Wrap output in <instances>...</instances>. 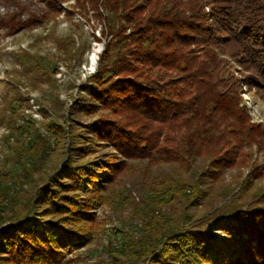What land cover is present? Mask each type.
I'll use <instances>...</instances> for the list:
<instances>
[{
    "label": "trees",
    "instance_id": "obj_1",
    "mask_svg": "<svg viewBox=\"0 0 264 264\" xmlns=\"http://www.w3.org/2000/svg\"><path fill=\"white\" fill-rule=\"evenodd\" d=\"M82 2L120 27L104 25L110 38L65 125L48 119L44 136L13 106L22 79L48 84L49 68L19 59L18 75L0 83L4 146L20 172L9 183L0 174V264H59L91 244L95 209L139 160L158 171L126 204L142 220L139 236L99 264H264V164L254 157L264 158V124L244 98L264 104V0ZM21 12L0 26L12 33L40 18ZM244 165L229 185L226 172Z\"/></svg>",
    "mask_w": 264,
    "mask_h": 264
},
{
    "label": "rangeland",
    "instance_id": "obj_2",
    "mask_svg": "<svg viewBox=\"0 0 264 264\" xmlns=\"http://www.w3.org/2000/svg\"><path fill=\"white\" fill-rule=\"evenodd\" d=\"M59 9L51 11L46 7L45 0H0V19L11 14L15 8L22 7L21 18L27 20L31 14L39 16L38 22L28 28H20L9 33L0 26V83L16 77L20 70L18 60L26 65L40 64L50 69L48 84H41L32 89L25 78L18 85L20 104L15 102V111L31 121V124L44 136H50L44 124L53 119L62 125L63 116L68 114V108L73 98L77 96L79 85L93 74L99 65V56L104 49L109 36H102L105 24L111 25L113 31L120 27L111 12L103 14L107 19H99L95 11L82 0H58ZM95 63L90 64L91 55ZM227 76L228 74L225 73ZM15 93H10L13 96ZM250 93L244 98L248 104L253 121L264 124V104L261 101L252 102ZM55 110H51L50 106ZM7 107L0 96V113ZM53 111L56 115L53 114ZM45 113L49 117H45ZM5 122L0 121V174L1 179L9 183L17 180L20 172L14 167L10 154L4 146V134L7 132ZM21 124V121H19ZM11 140L20 139L15 131ZM255 154V153H254ZM4 155L7 159H3ZM257 158V164L263 165L264 158ZM61 166V165H59ZM58 166V167H59ZM157 168L146 160L133 162L131 171L123 175L116 197L111 203L95 209L96 221L101 229L95 235L91 244L65 254L59 264H99L106 259L107 248L119 247L125 237H138V229L142 224L140 216L127 207V202L139 201V192L145 183H149ZM248 173L247 165L229 170L225 181L229 185L241 181ZM264 185V178L258 181ZM238 189L234 190L236 194ZM222 204V202L220 203Z\"/></svg>",
    "mask_w": 264,
    "mask_h": 264
},
{
    "label": "bare ground",
    "instance_id": "obj_3",
    "mask_svg": "<svg viewBox=\"0 0 264 264\" xmlns=\"http://www.w3.org/2000/svg\"><path fill=\"white\" fill-rule=\"evenodd\" d=\"M95 56L92 54L91 57H90V64L93 65L95 63Z\"/></svg>",
    "mask_w": 264,
    "mask_h": 264
}]
</instances>
